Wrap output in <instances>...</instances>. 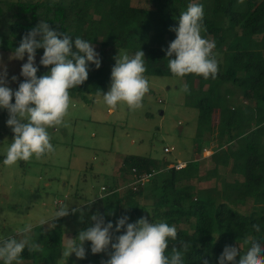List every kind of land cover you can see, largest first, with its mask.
<instances>
[{
    "label": "trees",
    "instance_id": "1",
    "mask_svg": "<svg viewBox=\"0 0 264 264\" xmlns=\"http://www.w3.org/2000/svg\"><path fill=\"white\" fill-rule=\"evenodd\" d=\"M146 2L151 7L135 5L133 0H0V52L15 53L22 38L43 20L58 33L100 43L103 56L99 58L100 68L90 64L87 81L70 89V95L85 97L86 91L104 92L109 79L106 66L115 65L114 57L121 50H127L132 57L141 49L145 53L146 74L174 76L162 49H167L176 38L170 29L178 27L185 2ZM200 5L206 29L201 35L215 42L213 55L219 71L214 79L195 74L184 77L199 110L198 136L209 132L215 138L216 133L217 145H227L234 157L232 170L238 169L243 178L241 185L225 191L223 198L212 195L208 201L205 196L199 197L192 185V180L200 177V162H188L176 169L165 161L168 171L162 177L157 160L128 155L117 169L115 183L104 186L106 194L82 207L79 231L93 226L91 217L97 213L103 215L105 223H113L114 235L118 234L115 222L119 218L127 216L128 223H133L149 217L153 223L166 222L176 227L177 240L169 238V253L181 240L193 243L184 256V264H203L204 259L208 264H218L226 245H241L242 254L251 241H258L264 247V0H203ZM85 8L88 10L82 14ZM78 21L82 27L75 26ZM43 51L42 48L36 51L38 77L49 71L40 64ZM24 79H18L16 90ZM198 80L208 82L202 95L196 92ZM244 134L246 138L242 142ZM233 141L238 143L235 150L229 147ZM205 149H200L202 155ZM146 174H151L148 181H154L151 187L148 181L145 185L126 186L121 181L117 185L121 179L129 180L126 177L134 181ZM202 193L209 195L210 190ZM242 202L252 203L249 213L240 210ZM191 220H194L191 229L181 227L183 222ZM63 221L64 217L52 220L50 228H33L28 237L42 251L30 254L26 248L19 260L52 264L61 258ZM254 225L259 226V231ZM90 247V242H86L82 264H102V253L92 254Z\"/></svg>",
    "mask_w": 264,
    "mask_h": 264
},
{
    "label": "rangeland",
    "instance_id": "2",
    "mask_svg": "<svg viewBox=\"0 0 264 264\" xmlns=\"http://www.w3.org/2000/svg\"><path fill=\"white\" fill-rule=\"evenodd\" d=\"M177 1L185 2L186 11L189 4L200 5L203 0ZM133 4L151 7L146 0H133ZM87 10L85 8L82 14ZM74 24L76 27L83 26L79 21ZM256 38L259 40L261 36ZM93 46L99 58H103L100 43H93ZM124 52L129 55L127 50H121L119 54ZM14 56L15 53L0 52V71L6 67L7 86L15 91L18 79L24 78L20 72L22 64L27 62V55L23 60L13 59ZM37 59L36 55L35 64ZM106 67L109 71L106 90L98 93L86 91L85 97L70 95L72 104L64 124L48 129L55 152L39 160L33 156L27 162L18 161L10 167L4 165L6 150L14 133L6 124L7 110L0 109V241L13 235L24 238L18 233L29 224L32 229L37 226L52 227L54 212L64 205L69 206V215L64 217L62 224L63 252L67 238H75L81 229L82 207L97 196L106 194L102 187L115 183L117 169L128 155L149 156L157 160L162 177L168 171L165 161L171 162L169 166L178 162H200V177L193 179L192 185L194 191L200 194L198 196H205L208 201L212 195L223 198L225 191L235 190V186L241 185L239 170H232L234 158L227 149L218 152L216 133L215 138L209 132L198 136L199 110L189 92L183 91L187 85L185 77L144 73L149 81V92L143 98V106L130 110L126 104L120 103L113 112L103 101V93L111 85L112 66L108 64ZM13 76L17 77L15 81ZM207 84L197 81V94H204ZM237 145L233 142L232 149H236ZM202 148L209 150H204L202 155ZM227 154L230 156L226 158ZM220 156L226 160L217 159ZM126 178L129 180L121 179L117 185L121 181L126 186H134L130 177ZM153 183L150 180L147 185L151 187ZM205 190H210L209 195L202 193ZM251 207L252 203L242 202L240 210L249 213ZM73 209L78 211L73 212ZM42 219L47 224L41 225ZM148 220L151 222L149 217ZM193 223L194 220L183 222L181 227L191 229ZM123 232L122 229L113 234V242L115 236ZM111 251L109 247L108 252L102 253V262L109 258ZM54 263L82 264V259H77L73 253L68 259L62 255ZM14 264L33 263L18 260Z\"/></svg>",
    "mask_w": 264,
    "mask_h": 264
},
{
    "label": "clouds",
    "instance_id": "3",
    "mask_svg": "<svg viewBox=\"0 0 264 264\" xmlns=\"http://www.w3.org/2000/svg\"><path fill=\"white\" fill-rule=\"evenodd\" d=\"M203 18V6L189 4L187 10L180 14L178 27L170 29L176 38L162 50L166 52L170 72L176 77L195 74L204 79H214L219 71L218 61L213 55L215 42L201 35L206 31ZM41 48L44 51L40 64L49 71L38 77L35 57L37 49ZM25 54L27 62L22 64L20 72L25 79L17 90L7 86L6 67L0 71V109L7 110L6 124L14 133L3 161L9 167L18 161L27 162L33 156L39 160L55 152L48 129L64 124L72 104L70 89L87 81L89 65L94 64L97 69L101 66L92 42L58 33L43 20L22 38L13 59L23 60ZM117 56L111 69V85L103 93V101L113 112L120 103L126 104L130 110L139 109L149 92V81L144 75L145 53L140 49L132 57L126 52ZM16 79V76L12 77L13 81ZM183 91H189L187 85ZM68 215L69 206L61 205L54 212L53 220ZM128 219L124 216L115 222V232L122 229L124 232L115 236L113 242V223H105L99 213L93 215L94 225L79 231L75 238H67L62 255L68 259L74 253L77 259H85V243L90 242L92 254L108 252L109 247L112 249L102 264H184V256L193 248V243L181 240L172 246L169 253V238L177 240L176 227L166 222H149L143 217L133 223H128ZM40 224H47V221L42 219ZM254 228L259 231L258 225ZM31 229L29 224L20 230L18 234L23 235V239L18 240L13 235L0 241V261L3 264L17 262L26 248L30 254L42 251L39 244L28 237ZM203 264H208V260L204 259ZM218 264H264V247L258 241H251L242 254L237 244L226 245Z\"/></svg>",
    "mask_w": 264,
    "mask_h": 264
},
{
    "label": "built area",
    "instance_id": "4",
    "mask_svg": "<svg viewBox=\"0 0 264 264\" xmlns=\"http://www.w3.org/2000/svg\"><path fill=\"white\" fill-rule=\"evenodd\" d=\"M184 166H185V162H178L177 164H175L171 167H175L176 169H181ZM150 177H151V174L142 175V176L136 178L134 181H132L131 184H133V185H139V184L145 185ZM102 189L104 190L105 187L103 186Z\"/></svg>",
    "mask_w": 264,
    "mask_h": 264
},
{
    "label": "crops",
    "instance_id": "5",
    "mask_svg": "<svg viewBox=\"0 0 264 264\" xmlns=\"http://www.w3.org/2000/svg\"><path fill=\"white\" fill-rule=\"evenodd\" d=\"M198 81H199V80H198ZM196 84H197V83H196ZM207 86H208V84H207ZM195 88H196V87H195ZM244 136H245V134L241 136V140H242V142H244V139L246 138V136H245V137H244ZM242 137H244V138L242 139ZM233 142H236V141H233ZM233 142H231V144H232ZM231 144L229 145V147H230L231 150H233ZM237 144H238V143H237ZM237 146H238V145H237ZM225 149L228 150L227 145L222 146V147H219L218 152H220V151L224 152ZM205 150H206V149H205ZM234 150H235V149H234ZM228 151H229V150H228ZM228 153H230V152H228ZM222 155H223V154H222ZM228 156H230V155L227 154V155H226V158H227ZM231 157L234 158L233 155H232V153H231ZM217 159H219V160H222V159H223V160H226L223 156H220V157L217 158ZM217 159H216L215 161H217ZM233 163H234V160H233ZM238 176L241 177L240 174H239ZM237 180H239V179H237ZM240 182H242V178H241V181H240Z\"/></svg>",
    "mask_w": 264,
    "mask_h": 264
}]
</instances>
